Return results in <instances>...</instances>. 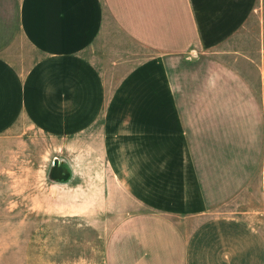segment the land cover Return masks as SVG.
I'll use <instances>...</instances> for the list:
<instances>
[{"label": "crops", "instance_id": "crops-1", "mask_svg": "<svg viewBox=\"0 0 264 264\" xmlns=\"http://www.w3.org/2000/svg\"><path fill=\"white\" fill-rule=\"evenodd\" d=\"M20 125L56 141L46 213L131 207L105 264H264V0H0Z\"/></svg>", "mask_w": 264, "mask_h": 264}, {"label": "rangeland", "instance_id": "rangeland-1", "mask_svg": "<svg viewBox=\"0 0 264 264\" xmlns=\"http://www.w3.org/2000/svg\"><path fill=\"white\" fill-rule=\"evenodd\" d=\"M55 142L21 125L0 136V264H105L108 237L131 210L111 201L91 216L46 213L54 206L46 166L58 155Z\"/></svg>", "mask_w": 264, "mask_h": 264}, {"label": "water", "instance_id": "water-1", "mask_svg": "<svg viewBox=\"0 0 264 264\" xmlns=\"http://www.w3.org/2000/svg\"><path fill=\"white\" fill-rule=\"evenodd\" d=\"M56 163H58V160L56 159Z\"/></svg>", "mask_w": 264, "mask_h": 264}]
</instances>
